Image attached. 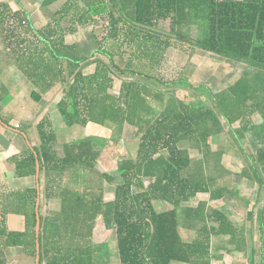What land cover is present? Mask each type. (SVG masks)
<instances>
[{"label":"trees","instance_id":"1","mask_svg":"<svg viewBox=\"0 0 264 264\" xmlns=\"http://www.w3.org/2000/svg\"><path fill=\"white\" fill-rule=\"evenodd\" d=\"M74 2L66 1L56 15ZM163 22L166 30L159 29ZM89 25L96 46L85 54L78 43H65L58 20L34 29L24 9L0 1L1 33L14 62L37 85L33 98L39 101L59 82L64 95L58 108L68 124H101L115 131L111 141L122 139L128 125L136 138L134 155L121 152L115 174L98 173L114 186L113 198L105 200L102 185L92 180L101 155L93 139L64 144L58 155L50 121L37 123L40 143L15 158V171L35 174V153L39 172L49 178L47 198L59 205L57 213L39 215V264H94L99 219L114 231L119 264H210L212 236L245 251L244 223H235L225 206L210 205L235 195L233 174L220 164L231 148L243 161L239 174L257 187L252 209L257 207V264H264V0H77V28ZM29 33L40 45L27 39ZM184 45L241 63L242 71L221 89L195 85L194 98L178 95L177 80L164 81L158 70L168 48ZM223 134L229 145L214 150L212 142ZM69 171L77 184L63 183ZM197 194L207 199L188 205ZM15 197L26 227L7 231L1 215L0 264L10 245L35 258L36 189ZM253 214L247 211L246 219Z\"/></svg>","mask_w":264,"mask_h":264},{"label":"crops","instance_id":"2","mask_svg":"<svg viewBox=\"0 0 264 264\" xmlns=\"http://www.w3.org/2000/svg\"><path fill=\"white\" fill-rule=\"evenodd\" d=\"M9 1L11 8H22L25 10L29 25L32 28H45L48 24H53L58 20L60 28L63 29L61 34L65 43H78L85 54L93 50V47H91L92 43L87 44L82 41L83 39L79 40L77 36L79 29V26L77 28V0H54L48 4H45L43 0ZM66 1L75 2L66 13L61 16L56 15ZM26 37L27 39L30 38V40L33 38L40 45L41 41L35 35L32 37L29 33V36L27 35ZM44 39L54 40L48 35H44ZM6 41L0 30V223L1 215L4 214V226L7 231H23L26 227L25 217L23 213L16 212V209L19 208V205L16 204V193L36 189L35 205L36 199L39 197L38 214L42 216L48 215V213H57L59 205L55 200L47 198L50 185L47 174L39 172L38 177H36V174L19 176L15 171V158L28 155L30 151H33L32 146L39 145L40 139L36 126L42 118L48 119L55 131L57 141L54 149L58 155H62L64 144L77 141V132L82 129V125L77 124V122L71 125L68 124L61 114L58 103L64 95V86H61L59 82L44 95H41L39 101L33 98L36 94L33 91L37 90V85L23 73L24 70L19 68L16 61L14 62ZM61 63L64 74L67 75L65 60H62ZM93 68L94 65H90L88 70L91 72ZM126 126L128 125L124 126L123 133ZM216 148L218 146L213 147L214 150ZM223 156L225 157V153ZM223 159L220 160L221 166L229 170V167L224 165ZM242 163L241 161V165ZM239 171L240 169L238 170L240 179L233 178L236 196L225 194L221 200L211 202V204L209 202V204L213 207L225 206L228 215L235 223H244L246 229L245 251L234 249L233 244L228 243L226 238L212 236L210 248L213 259L210 264H233L235 261H239L241 264H251V261H253V263L257 264L259 260L260 252L258 248L260 243L256 239L257 207L252 209L255 206L256 194H250L253 190L248 195L245 190L241 191L242 188L244 189L247 186L250 189L252 187L257 189V187L255 184L251 185L248 183V180L242 177ZM74 180L76 182H72L77 184L76 177ZM56 181L59 182L57 179ZM113 190L109 193L110 197H104L105 200L113 198ZM206 199L207 194H197L195 198L188 202V205H196L198 200ZM20 208L24 209L23 204L20 205ZM249 210L254 212L253 220L246 219V213ZM190 235L192 236L193 234L190 233ZM2 241L3 239L0 238V246H2ZM4 255L5 264H35V258L25 253L21 246L18 245L5 246Z\"/></svg>","mask_w":264,"mask_h":264},{"label":"rangeland","instance_id":"3","mask_svg":"<svg viewBox=\"0 0 264 264\" xmlns=\"http://www.w3.org/2000/svg\"><path fill=\"white\" fill-rule=\"evenodd\" d=\"M101 25V22H99V25L96 26V28L94 27L98 37L101 35L100 32L103 31ZM159 29L166 30L167 23L163 22L159 24ZM77 36L79 40L83 39L82 41L87 44L92 43L91 47L96 46V39L94 37L91 25L87 27H79ZM241 71V63L233 66L232 64L221 60L214 54L195 49L192 50L186 45L182 47L174 46L168 48L158 70L159 75L163 76L164 81L177 80V85H175L177 94H181V96L186 97L187 99L194 98L196 95H198L194 88L195 85H205L212 88V90H218L224 85L231 83L235 78L238 77ZM182 77L188 79L189 84L182 83ZM116 87L117 85H115V90ZM112 91L115 92L114 90ZM80 131L77 132V139L82 137H91L95 146L101 149V155L96 162L95 168L93 169L92 180L96 181L95 186L102 185L104 188V197H110L109 193L113 190L114 186L111 183H106V181L103 182V180L98 177V173L109 172L115 174L117 165L116 163L120 158L119 156L122 155L121 152L124 153V151H130V153L134 155L136 142L134 130L126 126L125 132L122 134V139L116 138L114 141H111V135L113 134L114 130H109L107 128L105 129V127H103L101 124L87 122L82 126ZM229 143L230 141L228 136L223 134L218 137L216 142H212V146H228ZM234 151H236L234 148L227 150L225 152V157L221 156V159L224 158V165L229 167V171L233 174V178L239 180L240 176L238 175V170H241L243 163L241 165L242 160L239 157V154ZM66 175V177L63 176L62 178L63 183H72L74 176L70 171L68 174L66 172ZM236 184L239 185L238 183ZM244 190L247 195L252 190L253 191L250 194H257V189H254L253 187L250 189L247 186L244 187V189H241V191ZM93 242L94 247L96 248L94 254V264H119L114 231L112 228H105L101 219L96 222L93 232ZM233 264H241V262L235 261Z\"/></svg>","mask_w":264,"mask_h":264},{"label":"water","instance_id":"4","mask_svg":"<svg viewBox=\"0 0 264 264\" xmlns=\"http://www.w3.org/2000/svg\"><path fill=\"white\" fill-rule=\"evenodd\" d=\"M34 156L36 158L35 161V174L36 177L39 175V163L36 157V154L34 153ZM38 186V184H37ZM38 204H39V197L36 199V216H35V264H39V243H38V234H39V214H38Z\"/></svg>","mask_w":264,"mask_h":264}]
</instances>
